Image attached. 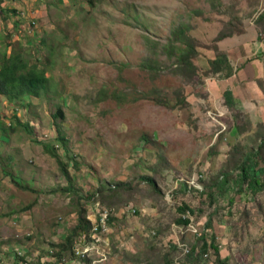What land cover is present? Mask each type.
I'll list each match as a JSON object with an SVG mask.
<instances>
[{
  "label": "rangeland",
  "instance_id": "1",
  "mask_svg": "<svg viewBox=\"0 0 264 264\" xmlns=\"http://www.w3.org/2000/svg\"><path fill=\"white\" fill-rule=\"evenodd\" d=\"M0 3V60L21 54L50 80L40 98L0 96V264H264V189L239 191L248 154L264 166V0ZM218 51L230 78L209 72Z\"/></svg>",
  "mask_w": 264,
  "mask_h": 264
},
{
  "label": "trees",
  "instance_id": "2",
  "mask_svg": "<svg viewBox=\"0 0 264 264\" xmlns=\"http://www.w3.org/2000/svg\"><path fill=\"white\" fill-rule=\"evenodd\" d=\"M260 19H264V12L260 15ZM175 31L174 36L176 37V41L178 43L184 44L187 47V50L184 51L182 48L178 47L179 53H181V57L178 60V63L186 64L187 68L192 72L196 73V66L193 63L192 59L196 54V48L194 47V40L190 36L183 33ZM182 34V38L180 35ZM222 37H227L223 32L220 33L219 39ZM182 61V62H181ZM209 72L214 75H219L222 79L230 78L234 75V68L230 63L229 56L224 52H219L216 54L215 58L209 60ZM50 80L45 75V70L40 69L38 66L33 65L29 66L28 62L24 60L21 54H11L9 57L6 55L0 60V96H4L7 100L14 102L15 100H24L26 97H34L40 98L43 95H46L49 92ZM226 99H230L232 97V92H225ZM229 104H231V100H227ZM64 118V113L61 108H58V114L53 115V119L56 121L57 119ZM20 124V126L24 127L27 131L31 132V129L28 124ZM2 129V123L0 122V130ZM48 150V146L45 147ZM259 150H257L258 152ZM61 164V162H58ZM260 164L259 155L256 154H248L243 164L240 166V176H239V191H242L243 185H247V187L252 191V193L257 194L259 191L264 189V166L262 168H258ZM146 181L152 185L154 188L156 187V183L152 178H147ZM228 180L223 181V185L227 184ZM214 192L209 194V197L214 198ZM179 211L183 213V217L178 220V223L181 225L188 226L190 224V219L185 217L186 214L192 215L194 214V210H192L186 204H182L179 208ZM83 213L79 218V225L75 228V231L88 230L90 228V222L86 221ZM212 227L211 219H208L206 228ZM72 236L67 237L65 240V246L63 250H68L70 245L72 244ZM216 238L212 236L211 241L209 243L207 236H201L202 246L200 251L202 253L207 254L210 248L214 249L215 254L219 259H221L219 248L215 245ZM195 254L191 252V255ZM57 258H60V254H57ZM225 258L223 261H227Z\"/></svg>",
  "mask_w": 264,
  "mask_h": 264
},
{
  "label": "built area",
  "instance_id": "3",
  "mask_svg": "<svg viewBox=\"0 0 264 264\" xmlns=\"http://www.w3.org/2000/svg\"><path fill=\"white\" fill-rule=\"evenodd\" d=\"M199 178H192V180H188L186 183L188 185V188L189 189H194L196 191H200L202 192L203 191V188L200 186L199 184ZM98 205V207L101 209L100 205L99 204H96ZM100 209H96L97 211V216L95 217V228H94V231H103L106 226H107V223H108V220H109V213L106 211V210H100ZM189 215V214H188ZM187 217V216H184V218ZM189 218V217H188ZM191 221V220H190ZM190 227V229H192L193 231H195V233H197L198 229H196L195 225L193 224V222L191 221L190 224L188 225ZM101 229V230H99ZM188 253L189 250H187ZM86 252H78L77 251V256L78 255H84Z\"/></svg>",
  "mask_w": 264,
  "mask_h": 264
},
{
  "label": "crops",
  "instance_id": "4",
  "mask_svg": "<svg viewBox=\"0 0 264 264\" xmlns=\"http://www.w3.org/2000/svg\"><path fill=\"white\" fill-rule=\"evenodd\" d=\"M1 4V3H0ZM24 6H26L25 4H19L18 6H17V8H20L21 9V7H24ZM4 11H5V9H4ZM32 11H35V10H33V8H32ZM24 14V13H23ZM11 25V24H10ZM9 25V26H10ZM231 81H233V79L231 80ZM232 84H234L233 82H232Z\"/></svg>",
  "mask_w": 264,
  "mask_h": 264
}]
</instances>
